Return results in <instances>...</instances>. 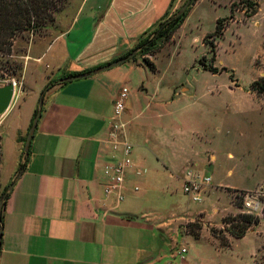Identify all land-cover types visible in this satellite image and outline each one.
Masks as SVG:
<instances>
[{"label":"crops","instance_id":"crops-1","mask_svg":"<svg viewBox=\"0 0 264 264\" xmlns=\"http://www.w3.org/2000/svg\"><path fill=\"white\" fill-rule=\"evenodd\" d=\"M182 1L71 0L57 14L58 34L26 66V71L32 66L39 75V88L34 92V85L26 86L23 97L0 118V196L5 190L9 193L1 216L0 264H189L187 247L176 248L179 237L191 242L206 238L217 251H235L244 244L250 249L249 258L241 253L237 264H256V256L264 253L263 219L242 238L226 233L230 248L221 247L210 233L211 228L224 227V216L240 212L233 201L216 222L193 205L171 214L165 211L164 197L170 189L166 178L180 183L181 192L189 179L204 176L212 183L211 176L197 169L217 162L215 148H208L205 159L194 149L177 148L188 138L208 137L205 129L216 122L203 103L211 104L212 96H199L204 93L199 87L178 90L161 83L150 88L149 77L159 70L151 71L140 55L92 73L152 38ZM198 4L189 10L172 41L155 56H147L155 66ZM83 73L90 75L61 81ZM124 87L129 91L125 109L114 119V103ZM36 110L41 115L25 157L24 144ZM115 122L123 124L118 139L132 146L122 200L104 193L105 167L120 154L111 140ZM23 163L25 168L19 171ZM213 187L208 186L199 201L186 195L201 204ZM216 188L229 194L234 189L220 184ZM198 221L203 229L196 239L186 225ZM247 238L250 242L244 243Z\"/></svg>","mask_w":264,"mask_h":264},{"label":"rangeland","instance_id":"rangeland-1","mask_svg":"<svg viewBox=\"0 0 264 264\" xmlns=\"http://www.w3.org/2000/svg\"><path fill=\"white\" fill-rule=\"evenodd\" d=\"M198 2L178 33L176 42L166 47L156 59L159 74L149 77V87L155 88L161 83L178 86V90L181 86L199 87L204 92L199 96H212L211 104L203 103L210 108L216 122L209 131L205 129L208 137L199 140L188 138L177 148L186 152L194 149L203 159L205 156L208 158L205 152L209 147L215 148L217 162L213 166L197 169L212 177L209 187H214L203 196V203L198 204L192 202L183 190L181 192L180 183L166 178L168 183L165 185H169L170 189L164 199L165 211L171 210L170 214L193 205V209L203 208L206 217L216 222L225 210L231 208L232 198L237 195L238 198H233V201H243L244 204L246 199H252L260 203V208L263 207L264 95L251 92L250 86L253 81L264 77V0H194L190 9ZM70 3L71 0H67L59 12ZM232 4L234 20L223 36L217 40L207 38L208 43L214 42L216 45V60L212 62L210 46L204 44V38L214 32L217 19L230 15ZM254 11H257L256 14L251 16ZM58 30L55 18L43 34L17 39L12 57L0 56V87L11 82L15 84L16 92L11 105L15 106L23 97L26 86L34 85L33 91L39 88V75L34 73L32 66L28 67L31 72L26 71V66L28 62L37 60ZM203 56V63L207 66H215L219 70L225 67L227 70L217 74L203 70L199 65ZM19 65L21 68L12 74V69ZM137 122L143 123V119ZM218 184L249 192L245 195L229 194L225 189L216 188ZM214 208L218 211H214ZM243 211H246L244 206L240 209V212ZM260 213L261 210L255 214ZM247 242H250V238L244 243ZM175 245L178 249L187 247L191 255L189 264H237L239 254L245 253V259H248L247 252L250 250L240 244L242 246L235 248V251H217L206 238L199 242L192 239L191 242L179 237ZM262 256L264 253L256 256V264H264V258L260 259Z\"/></svg>","mask_w":264,"mask_h":264},{"label":"trees","instance_id":"trees-1","mask_svg":"<svg viewBox=\"0 0 264 264\" xmlns=\"http://www.w3.org/2000/svg\"><path fill=\"white\" fill-rule=\"evenodd\" d=\"M193 1L194 0H192V2ZM66 2L67 0H0V56L12 57L14 52L13 48L17 39H28L33 35L43 34L46 31L47 26L54 23L57 12L63 8ZM192 4L193 3H191V5ZM190 6L182 15L176 16V13H174L168 17L159 25L152 38H146L142 40L136 47V55L144 57L143 61L147 64L151 71H156V66L147 58V56H155L165 45L172 41L176 30L184 22L187 13L190 10ZM233 7L234 4H232L230 8V15L228 17L217 19L214 32L206 35L204 38V44L206 46H210L212 62H215L216 60V45L214 42L208 43L207 38L217 40L223 36L226 28L229 26L231 21L234 20ZM256 12L257 11H254L251 16L256 14ZM204 59L205 57L203 56L199 61V65L204 70L210 71L213 74L227 70L225 67L219 70L215 66H207L203 63ZM9 65L11 64L9 63ZM20 68L21 66L19 65L15 67V69H12V74H14L15 71ZM250 88L251 92L256 93L259 96L264 95V77L253 81ZM41 97L43 98V93ZM38 111L39 110H36L35 115ZM27 154L28 153L24 152L25 157ZM1 158L2 149L0 137V163ZM24 168L25 164L23 163L20 165L19 171H22ZM229 191L233 194L237 193L240 195H245L248 193L247 191L236 189H229ZM3 195L4 201L7 200L9 193H7L5 190L1 194L0 199ZM233 198H238V195ZM262 201V216L255 213H248L246 211L237 213L235 215L228 214L222 219L224 226L222 229H210L212 236L220 241L221 247L230 248L231 246V242L228 239L226 233L236 239L242 238L252 227L257 226L261 222V219L264 220V198ZM233 203L237 208H243V201L238 202L235 200ZM1 229L2 217L0 218V239L2 235ZM202 229L203 225L200 221L186 225L187 233L196 239L200 238Z\"/></svg>","mask_w":264,"mask_h":264},{"label":"built area","instance_id":"built-area-1","mask_svg":"<svg viewBox=\"0 0 264 264\" xmlns=\"http://www.w3.org/2000/svg\"><path fill=\"white\" fill-rule=\"evenodd\" d=\"M128 93L129 91L127 87L122 88L118 99L114 103V119L121 117L125 109V103L128 97ZM122 128L123 124L121 123L115 122L112 125L111 140L113 142L114 149L120 150V154L112 156L104 171V174L108 178V181L104 187L105 195L109 196L115 194L117 195L119 200H122L124 198L122 188L125 183L126 171L131 165L132 154L131 144H129L126 140L121 141L118 139V132ZM210 181L211 180L209 177L204 176L189 179L184 184L183 191L185 194L192 197L195 201H199L200 194L206 190V188L210 184ZM243 206L244 208H246V212L248 213H256L259 210H261L262 212V207L260 208V203L252 199H246ZM182 252L184 253L185 249H182Z\"/></svg>","mask_w":264,"mask_h":264},{"label":"water","instance_id":"water-1","mask_svg":"<svg viewBox=\"0 0 264 264\" xmlns=\"http://www.w3.org/2000/svg\"><path fill=\"white\" fill-rule=\"evenodd\" d=\"M192 0H186L185 3L182 4V6L178 9V11L176 12V16H180L182 15L187 9L188 7L191 5ZM136 55V51H133L130 55H128L127 57H124L122 59H118L116 61H113L111 63H108L107 65H104L102 67H99L95 70H93V74H99L102 72H105L109 69H112L122 63H125L129 60H131L134 56ZM90 74L89 73H83L80 75H72V76H68L63 78L61 81L62 82H71L77 79H82V78H86L88 77ZM15 84L14 83H8L5 86H1L0 87V116L4 115L8 109L10 108L12 101L14 99L15 96ZM39 106H42V100H40L39 102ZM41 112L38 111L37 114L34 116L32 124L29 128L27 137H26V141L24 144V152L28 153L29 148H30V144H31V140L32 137L34 135L35 132V128L36 125L38 123V120L40 118ZM14 186V183L9 187L8 190H11L12 187ZM3 201H4V195L1 197L0 199V218L2 216V211H3ZM0 244H1V239H0Z\"/></svg>","mask_w":264,"mask_h":264}]
</instances>
